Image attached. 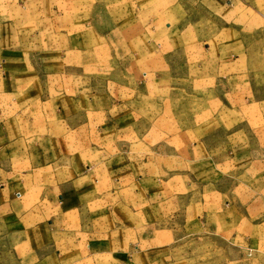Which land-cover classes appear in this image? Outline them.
I'll list each match as a JSON object with an SVG mask.
<instances>
[{
    "label": "crops",
    "instance_id": "crops-1",
    "mask_svg": "<svg viewBox=\"0 0 264 264\" xmlns=\"http://www.w3.org/2000/svg\"><path fill=\"white\" fill-rule=\"evenodd\" d=\"M164 1L0 0V264H180L217 242L264 254V48ZM199 2L233 24L264 12ZM180 80L211 95L183 153L174 132L162 154L124 150L128 91Z\"/></svg>",
    "mask_w": 264,
    "mask_h": 264
},
{
    "label": "rangeland",
    "instance_id": "rangeland-1",
    "mask_svg": "<svg viewBox=\"0 0 264 264\" xmlns=\"http://www.w3.org/2000/svg\"><path fill=\"white\" fill-rule=\"evenodd\" d=\"M172 1L174 0L164 1L163 3L166 5ZM175 1L181 5L185 3V9L189 7L187 12L189 19L187 21H202V26H200L202 30L200 31L211 34L216 31L215 23H219L224 28L222 37L234 34V37L239 38L241 43L253 44L259 41L264 48V12L254 13L247 10L248 12L233 15V24L231 23L232 18H229L228 10L213 12L205 4L200 5L199 0ZM202 6L206 7L208 11ZM183 14L181 13V16ZM231 24L233 25L232 29H229ZM205 72H210V69L206 68ZM145 77L146 71H142L139 78H132L131 80L143 85V81L146 80ZM94 81L96 88H104L101 77L97 76ZM196 84H199L198 80H196ZM182 86L180 80L179 83L171 81L166 86L168 89L154 93L147 94L143 92V95L135 96L134 92L128 91L125 114L121 117V120L116 119L113 123V139L117 140V143L120 140L124 150L140 152V154L146 156L151 153L150 151H158L162 154L166 151V146L172 147V142H168V139L171 138L170 136L174 132V151L176 154H182L184 146L186 147L188 144L184 139H188L187 131L190 117L199 110L200 105L206 104V98L211 97L206 93L201 94L198 91H193L195 89L193 83L190 89L186 91H182ZM116 88L114 86V90ZM115 102L116 105L119 104V101L115 100ZM168 102L170 104H167ZM220 244V242H217L214 245L208 244L207 247L202 248L201 246L199 251L197 250L199 247H197L191 249L190 254L187 255L185 250L188 261L180 264H264L263 253L245 251L238 256V254H234V251L226 249L223 243L222 248L218 249ZM180 254L182 255L183 252H180Z\"/></svg>",
    "mask_w": 264,
    "mask_h": 264
}]
</instances>
